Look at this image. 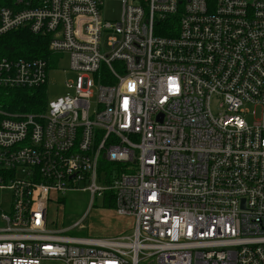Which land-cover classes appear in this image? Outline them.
Here are the masks:
<instances>
[{"label":"built area","instance_id":"built-area-1","mask_svg":"<svg viewBox=\"0 0 264 264\" xmlns=\"http://www.w3.org/2000/svg\"><path fill=\"white\" fill-rule=\"evenodd\" d=\"M18 30L74 78L42 112L0 107V264H264V0H0V38ZM49 64L0 56V89L45 88ZM75 191L131 234L50 221Z\"/></svg>","mask_w":264,"mask_h":264},{"label":"rangeland","instance_id":"rangeland-1","mask_svg":"<svg viewBox=\"0 0 264 264\" xmlns=\"http://www.w3.org/2000/svg\"><path fill=\"white\" fill-rule=\"evenodd\" d=\"M106 20L113 21L119 17L120 6L117 2H108L104 8ZM67 55H54L49 64V79L45 87L46 100L51 101L56 98L68 95L70 92L65 88V81L74 78L68 71ZM219 102L213 99L211 110L217 113ZM250 109L246 117L247 124H251L259 117V110ZM8 191L0 190V201ZM51 204L48 207L49 220L55 222L58 227L61 225L68 227L80 221V226L72 234L83 238L107 239L122 235L131 234L133 219L130 217L118 216L112 208H107L103 200L96 199L89 207L90 196L88 193L80 191L69 192L64 196L51 194ZM3 226L0 222V227ZM52 264V263H47Z\"/></svg>","mask_w":264,"mask_h":264},{"label":"trees","instance_id":"trees-1","mask_svg":"<svg viewBox=\"0 0 264 264\" xmlns=\"http://www.w3.org/2000/svg\"><path fill=\"white\" fill-rule=\"evenodd\" d=\"M0 56L8 58L35 59L43 58L51 63V54L47 51V38L31 35L25 30H18L0 38ZM45 88L37 89H0V107L11 113H39L46 106ZM107 208H112L111 197L105 201Z\"/></svg>","mask_w":264,"mask_h":264},{"label":"crops","instance_id":"crops-1","mask_svg":"<svg viewBox=\"0 0 264 264\" xmlns=\"http://www.w3.org/2000/svg\"><path fill=\"white\" fill-rule=\"evenodd\" d=\"M122 217V216H121Z\"/></svg>","mask_w":264,"mask_h":264}]
</instances>
